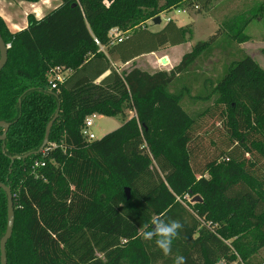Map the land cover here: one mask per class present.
<instances>
[{"label": "trees", "instance_id": "trees-1", "mask_svg": "<svg viewBox=\"0 0 264 264\" xmlns=\"http://www.w3.org/2000/svg\"><path fill=\"white\" fill-rule=\"evenodd\" d=\"M212 1L62 0L41 19L28 16L17 32L0 17L10 44L0 70V120L10 123L0 140V182L10 186L14 206L7 264H122L130 251L134 264H174L177 256L186 264H264L252 256L264 246V71L244 56L217 82L228 142L198 170L204 148L180 92L169 88L212 50L219 31L168 71L112 65L184 42L187 29L172 20L157 32L139 26L182 3L200 13ZM112 27L128 34L110 46ZM57 66L70 74L52 88ZM57 107L49 143L11 161L38 149ZM123 107L135 115L99 139L82 137L87 115L123 114ZM37 159L44 163L33 167ZM195 194L201 202L184 198ZM155 216L184 226L167 256L139 237ZM6 222L0 188V238Z\"/></svg>", "mask_w": 264, "mask_h": 264}, {"label": "rangeland", "instance_id": "rangeland-1", "mask_svg": "<svg viewBox=\"0 0 264 264\" xmlns=\"http://www.w3.org/2000/svg\"><path fill=\"white\" fill-rule=\"evenodd\" d=\"M196 10L182 3L166 9L159 16L162 23L167 18H172L174 22H179L181 19L185 22L184 27L187 29L189 42L170 47L177 57L190 51L191 46L197 41L207 40L219 31L212 43V50L199 54L189 69L177 76L169 88L172 93L180 92L179 103L194 120V134L201 142L200 146L204 148V153L198 155L194 167L202 170L207 160L212 157V153L217 154L228 142L224 125L220 121L221 107L216 106L214 101L218 91L217 82L224 78L233 64L244 56L253 59L264 71V0H213L206 10L200 13ZM145 22L139 27L154 28L150 19ZM243 36L246 38L245 41H239L240 38H244ZM150 58L151 56H144L131 64L150 72L152 70L148 66ZM127 68L129 67H122V70ZM166 69L168 70L169 67ZM134 115V110L128 107H123V114L118 115L96 113L92 118L93 124L89 127V131L94 134L93 140L116 129L123 121ZM215 146L218 147L216 151ZM205 177L208 175L206 174ZM194 196L201 198L199 194ZM193 197L185 195L184 198L190 203L197 202L191 201ZM98 255L102 257L101 254ZM252 256L263 263L264 246L255 250ZM132 257L131 251L127 252L122 264H134ZM239 264H243L242 261H239Z\"/></svg>", "mask_w": 264, "mask_h": 264}, {"label": "crops", "instance_id": "crops-1", "mask_svg": "<svg viewBox=\"0 0 264 264\" xmlns=\"http://www.w3.org/2000/svg\"><path fill=\"white\" fill-rule=\"evenodd\" d=\"M62 3V0H0V17L5 22L8 30L10 32H17L28 25V16H32L35 19H41L43 18L47 13L50 11L56 9L59 7ZM151 20V19H150ZM172 20V18H170ZM148 21V20H147ZM173 21V20H172ZM168 22L166 21L162 23L160 21L159 24H154V28H148V30L152 32H157L160 29H162L165 24ZM174 22V21H173ZM146 23V22H145ZM178 27H184L185 22L181 19L179 22H174ZM185 42H189L187 37L184 42L178 43L175 45L170 44H164L160 46L156 51L141 54L129 61L122 62L119 59L112 60V65L117 71H121L122 67H132L133 61H137L141 57L144 56H151L150 62H148V66L152 68L150 73L155 72L157 70H170L174 65H176L180 59L181 56L184 54H180L179 57H177L176 54L170 49L171 46H178L180 44H183ZM118 43L114 42L111 43V45ZM191 45V44H189ZM192 47V46H191ZM107 46L99 47V50L106 53ZM162 58H165V62H162ZM135 66V65H134ZM137 67V66H136ZM166 67H169L167 70ZM139 68V67H138ZM128 69V68H127ZM141 69V68H140ZM125 70V69H124ZM145 70V69H142ZM147 71V70H145ZM149 72V71H148ZM108 72H105L101 77H99L96 82H98L103 76H105ZM70 74V70H64L63 75L64 77H67Z\"/></svg>", "mask_w": 264, "mask_h": 264}, {"label": "water", "instance_id": "water-1", "mask_svg": "<svg viewBox=\"0 0 264 264\" xmlns=\"http://www.w3.org/2000/svg\"><path fill=\"white\" fill-rule=\"evenodd\" d=\"M152 23L159 24L161 21V18L159 15L153 17L151 19ZM188 34L186 33L185 37H187ZM8 45L4 42L1 34H0V70L5 65L7 61L8 56ZM162 62H165V58H162ZM59 107L55 110L54 115L52 118L48 121L46 128H45V134L43 141L41 145L38 147V149L30 152H26L24 154H15L10 156L11 161L15 159H25L31 154H37L43 150V148L49 143L48 135L51 126L54 123V120L56 119L58 115ZM10 123L6 122L4 120H0V128H2V133L0 134V140H4L6 138L7 131L9 129ZM0 188L6 193V200H7V222H6V230L4 234L0 238V264H7V257H6V242L10 238L13 224H14V206H13V198H12V192L11 188L8 184H5L4 182H0ZM128 191V190H127ZM201 198L199 196H194L191 201H198L201 202Z\"/></svg>", "mask_w": 264, "mask_h": 264}, {"label": "clouds", "instance_id": "clouds-1", "mask_svg": "<svg viewBox=\"0 0 264 264\" xmlns=\"http://www.w3.org/2000/svg\"><path fill=\"white\" fill-rule=\"evenodd\" d=\"M151 230L139 233V237L145 241H155L156 247L165 256L172 251L173 240L183 229V224L179 220L165 219L161 216H155L151 220ZM174 264H186L184 256H177Z\"/></svg>", "mask_w": 264, "mask_h": 264}, {"label": "built area", "instance_id": "built-area-1", "mask_svg": "<svg viewBox=\"0 0 264 264\" xmlns=\"http://www.w3.org/2000/svg\"><path fill=\"white\" fill-rule=\"evenodd\" d=\"M177 11H179V10H177ZM182 11H185V10H182ZM167 20H170V18H167ZM127 34H128V31L123 32L118 27H112L108 31V37H109L111 43L121 41ZM95 42L97 44H99V41L96 38H95ZM7 45H8V47L10 46V44H7ZM100 47H102V46L100 45ZM63 71L64 70L58 66L53 68L51 81H50L52 88H54L58 82H62L65 79V77L63 75ZM95 115H96V113H92V114L88 115L84 119V122L80 128V133H81L82 137L86 140H89V141L94 139V134L89 131V127L93 124L92 118H94ZM43 163L44 162L42 160L37 159L34 161L33 167L41 166V165H43Z\"/></svg>", "mask_w": 264, "mask_h": 264}]
</instances>
